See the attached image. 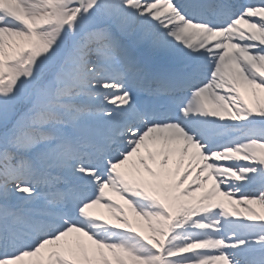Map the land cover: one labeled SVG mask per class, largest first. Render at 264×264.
<instances>
[{
    "label": "snow or ice",
    "instance_id": "6c2138e0",
    "mask_svg": "<svg viewBox=\"0 0 264 264\" xmlns=\"http://www.w3.org/2000/svg\"><path fill=\"white\" fill-rule=\"evenodd\" d=\"M0 264H264V0H0Z\"/></svg>",
    "mask_w": 264,
    "mask_h": 264
},
{
    "label": "bare ground",
    "instance_id": "6f19581e",
    "mask_svg": "<svg viewBox=\"0 0 264 264\" xmlns=\"http://www.w3.org/2000/svg\"><path fill=\"white\" fill-rule=\"evenodd\" d=\"M131 215V214H130Z\"/></svg>",
    "mask_w": 264,
    "mask_h": 264
}]
</instances>
